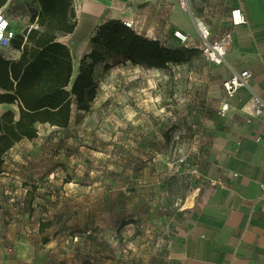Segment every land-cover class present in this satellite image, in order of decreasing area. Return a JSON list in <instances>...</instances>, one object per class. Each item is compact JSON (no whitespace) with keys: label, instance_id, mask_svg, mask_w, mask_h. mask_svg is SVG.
Wrapping results in <instances>:
<instances>
[{"label":"rangeland","instance_id":"rangeland-1","mask_svg":"<svg viewBox=\"0 0 264 264\" xmlns=\"http://www.w3.org/2000/svg\"><path fill=\"white\" fill-rule=\"evenodd\" d=\"M36 7L10 0L2 10L22 33ZM66 43L74 77L89 42L79 34ZM214 77L201 50L166 69L118 58L97 64L89 111L73 105L67 127L39 125L36 138L4 156L0 227L14 224L21 236L19 264H167L186 198L210 184L211 125L220 120L209 97ZM44 221L52 226L41 233Z\"/></svg>","mask_w":264,"mask_h":264},{"label":"crops","instance_id":"crops-1","mask_svg":"<svg viewBox=\"0 0 264 264\" xmlns=\"http://www.w3.org/2000/svg\"><path fill=\"white\" fill-rule=\"evenodd\" d=\"M73 6L76 26L60 39L64 43L79 34L88 43L96 27L111 19L131 20L139 34L171 47L180 46L173 35L178 29L190 34L188 46L198 48L195 22L200 19L210 21L212 36L228 35L223 63L212 64L209 97L220 120L211 125L217 142L207 159L210 184L192 196L187 218L169 242L167 264H264V0H189L188 11L177 0H73ZM234 7L243 11L245 23L232 25ZM4 55L14 59L19 52ZM244 69L251 73L249 87L238 89L227 100V112L219 115L223 81ZM253 99L263 108L249 116L244 106ZM16 109V104L0 103V115ZM13 225L0 227V264H19L16 246L22 238ZM9 244L13 251L6 249Z\"/></svg>","mask_w":264,"mask_h":264},{"label":"trees","instance_id":"trees-1","mask_svg":"<svg viewBox=\"0 0 264 264\" xmlns=\"http://www.w3.org/2000/svg\"><path fill=\"white\" fill-rule=\"evenodd\" d=\"M7 0H0V8ZM29 25L14 33L10 49L17 58L0 54V103L16 104V110L0 115V173L5 154L23 139L38 135L39 125L67 127L73 105L89 111L97 94L94 68L109 58L132 65L166 69L170 65L189 64L199 48L180 44L167 46L111 19L98 25L89 39V51L80 59L73 77V60L61 37L72 34L76 26L73 0H35ZM105 68H109L106 63ZM51 221L39 223L43 233ZM47 243L48 238H41ZM60 264H66L61 262Z\"/></svg>","mask_w":264,"mask_h":264},{"label":"built area","instance_id":"built-area-1","mask_svg":"<svg viewBox=\"0 0 264 264\" xmlns=\"http://www.w3.org/2000/svg\"><path fill=\"white\" fill-rule=\"evenodd\" d=\"M10 1V0H7ZM179 6L183 10H190L189 0H177ZM230 21L233 26L240 25L246 22L243 11L234 7L230 10ZM127 27L136 30V27L131 20L122 21ZM195 27L199 35L198 48L203 53L208 62L214 65L223 63L227 51L228 35L214 37L211 35L210 28L201 20L195 22ZM14 32L11 28L10 19L6 13L0 8V49L11 50L10 42ZM174 37L183 45L188 46L190 34L178 29L173 31ZM251 73L244 69L241 71H233L232 74L222 83L224 91V101L218 108V114L223 116L229 107L228 99L231 98L238 89L249 87V79ZM247 115L254 116L263 108V103L257 99H253L245 106ZM261 190L264 191V184L261 185Z\"/></svg>","mask_w":264,"mask_h":264},{"label":"bare ground","instance_id":"bare-ground-1","mask_svg":"<svg viewBox=\"0 0 264 264\" xmlns=\"http://www.w3.org/2000/svg\"><path fill=\"white\" fill-rule=\"evenodd\" d=\"M195 192H197V190H195ZM191 203H192V195H189V196L186 198L185 206H189Z\"/></svg>","mask_w":264,"mask_h":264}]
</instances>
